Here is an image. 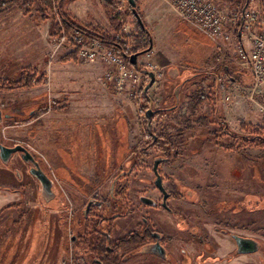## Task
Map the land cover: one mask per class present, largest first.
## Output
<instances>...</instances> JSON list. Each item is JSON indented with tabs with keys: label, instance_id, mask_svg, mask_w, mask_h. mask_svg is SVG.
<instances>
[{
	"label": "rangeland",
	"instance_id": "374dc122",
	"mask_svg": "<svg viewBox=\"0 0 264 264\" xmlns=\"http://www.w3.org/2000/svg\"><path fill=\"white\" fill-rule=\"evenodd\" d=\"M245 1H232L231 7ZM136 2L146 29L155 31L157 41L161 33L163 50L171 51L185 66L198 65L200 76L195 81H190L193 73L181 72L174 79L177 85L166 83L176 87V106L171 112L162 110L165 95L156 84L147 93L125 95L134 104L131 108L123 107L128 101L109 96L110 111L102 116L75 112L72 107L75 99H85L71 91L73 75L92 70V65L70 57L73 45L51 35L59 20V4L84 28L115 37L124 24L139 28L128 0H53L50 8L43 0H12L0 11V81L16 83L27 67L36 77L31 86L0 89L5 116L0 141L26 146L41 161L54 192L51 196L44 193L19 153L8 162L0 157V264H89V256L100 257L103 230L112 232L113 244L130 231L120 229L135 215L132 211L140 196L157 193L152 166L154 159L165 156L168 162L160 165L164 184L176 198L184 194L171 201L172 216L175 222L187 218L190 239L223 237L224 221L231 217L237 233L259 242V250L239 256V264H264V87L252 93L253 78L236 59V41L224 45L206 37L165 0ZM256 3L264 18V0ZM178 23V29L172 28ZM152 50L162 69L156 81L169 79L175 70L162 66ZM148 59L143 51L135 67ZM181 94L187 97L183 102ZM194 104V109L189 107ZM149 108L155 112L150 121ZM96 122L101 125L102 142ZM84 123L88 130L82 127ZM100 142L103 151L94 156ZM83 163L92 169L84 171ZM94 197L105 200L104 207L95 208L98 212L86 218L84 205ZM224 200H236L237 205L231 209ZM113 212L120 218L111 221L110 229L106 223L97 228L98 217ZM163 219L182 236L167 212ZM75 235L82 237V244H75ZM182 246L190 251L191 264H199L193 258L203 246L191 241ZM170 248L176 251L175 241ZM116 263L154 261L125 249L116 253Z\"/></svg>",
	"mask_w": 264,
	"mask_h": 264
},
{
	"label": "built area",
	"instance_id": "2783aa9c",
	"mask_svg": "<svg viewBox=\"0 0 264 264\" xmlns=\"http://www.w3.org/2000/svg\"><path fill=\"white\" fill-rule=\"evenodd\" d=\"M165 1L182 20L210 39L224 45L236 40V59L252 74V93L264 87V20L256 3L258 0H246L228 9L222 7L218 0ZM62 34V40L73 45L79 61H101L105 64L104 81L117 94L137 96L143 92L146 81L150 79L145 70L152 71L157 78L162 75L161 67L153 59L151 37L145 30L124 24L115 35L122 45L119 48L108 46L103 40L90 37L77 27L69 32L63 29ZM141 50L146 51L149 59L137 68L127 55Z\"/></svg>",
	"mask_w": 264,
	"mask_h": 264
},
{
	"label": "flooded vegetation",
	"instance_id": "af4514ba",
	"mask_svg": "<svg viewBox=\"0 0 264 264\" xmlns=\"http://www.w3.org/2000/svg\"><path fill=\"white\" fill-rule=\"evenodd\" d=\"M3 117H5L4 114ZM6 117H10V116L8 115ZM16 153H19L22 159H24L21 151L15 152L14 154ZM34 157L35 160L38 162L39 166L43 169L41 161L38 160V158L35 155ZM159 158L162 159V161L158 165V170L162 176V181L165 191L168 193L167 198H165V193L162 191V189H160L157 186L155 182L157 178V175L154 171V164H155V160L157 159L156 158L154 159L152 170L154 172L153 186H154V190H156L157 193H155L154 196H147V195L140 196V203L136 206L135 208L136 210L134 209L132 211L134 212L135 215L132 217V219L125 222L120 229L122 230V232H125L126 231L125 227H127V228H131L130 231L127 234H123L121 237L115 239L116 241L113 244H110L112 242L111 240L112 232H110L109 230L107 231L103 230L104 236L103 239L100 241L98 247L99 249H101V252L98 251L100 257L89 256V260H90L89 264H117L116 253L120 250H125V249H128V251L133 249L134 252L138 253L139 255L151 256V260L154 261V264H191L192 261H191L190 251L184 248V246H182V243H186V245H189L190 241L193 245L203 246L199 254L193 258L196 259V261L198 259L199 264L202 263L207 264L210 263L212 260L215 264H231L239 256L250 255L259 250L258 248L256 251L253 252H245V253L239 252V244L236 239V236H241L243 238H252L255 240L257 239L247 234L237 233L236 230L237 223L234 219L232 221L231 217H229V219H226L224 221V226L227 227V229L225 228L221 229L223 237L217 236L219 238L216 239V235H215L214 241L213 240L211 241L209 240V238L207 239L204 236L197 238L198 240L195 238L191 240L188 234L186 233L189 231L187 218L183 219L181 217L178 218L179 220L177 219L178 222L177 221L175 222L172 216L173 214H175L174 208L170 205L173 199H179L178 197H183L184 194L181 195L179 194V196L176 198L175 194H173V192L170 189H168L167 186L164 184V175L160 170L161 168L160 165L163 164L164 162H168L169 156L159 157ZM24 161L30 164L28 171H30V173L34 177H36L31 171L33 168V163L25 159ZM39 182L42 186L44 193L48 194L49 196L53 195L54 193L53 181L52 182L46 181L44 184L41 183L40 180ZM143 197H147L151 199L152 203L146 202L145 200L142 199ZM224 201L228 203L225 206L231 209L235 208V206L237 205L236 200H224ZM114 202L116 201L114 200ZM104 204H105V200L99 199L98 197L88 199L84 205L86 218H89L91 215L94 214V212H98L95 211L94 209L103 208ZM163 212H167L170 216L171 221H173V223L177 225L179 230L183 231L182 236L175 234L172 230V227L167 226L168 222L164 221ZM98 218L99 221L97 228H99L100 225L106 223V228L110 229L109 224L111 223L112 220L120 218V214H116L115 212H113L110 215H104ZM131 220H133L132 224H131ZM131 225L133 228L130 227ZM73 241L75 242V244L83 243L82 237H80V235L73 236ZM174 241L176 242V251L170 248L171 243H173ZM227 245L228 246L230 245V248ZM195 249H197V247ZM219 249H225L226 253L224 255H217V251ZM86 251H88V249H86ZM158 260L161 262H157ZM246 264H250V263H246Z\"/></svg>",
	"mask_w": 264,
	"mask_h": 264
},
{
	"label": "crops",
	"instance_id": "0c3cea01",
	"mask_svg": "<svg viewBox=\"0 0 264 264\" xmlns=\"http://www.w3.org/2000/svg\"><path fill=\"white\" fill-rule=\"evenodd\" d=\"M218 1L222 5V7H224V8L228 7L229 8V7H231L232 1H236V0H218ZM239 2H240V0H239ZM261 18H263L262 15H261ZM180 26H181V23H178V25H175V26L172 25V28L174 27L175 29H178ZM154 33H155V31H153V30L150 31V34L152 37V47L154 49V53H155L158 61L162 64V66H164L168 70L169 69L175 70V72L172 73V75L170 76L169 79L165 76L164 78L162 77V78L157 79V81L155 80V83H154L156 85L162 86V90H163L164 95H165L164 106H166V107H163L162 110L165 111V110L169 109L166 112H171L174 110V108H175L174 106H176V105H173V104H175L173 102L176 100V97H175V88L176 87H174V89H173L172 86H167L166 83L168 82V84L177 85L176 83H174V79H176L179 75H181L180 74L181 72L193 73V76L190 77V79H191L190 81H192V80L195 81L196 79H198V77L200 76V73L196 72L198 65L193 66L192 64H189L188 66H185L179 59L176 58V56L174 54H172L171 51L163 50L164 45H163V41L161 38V33L158 35L159 36L158 41L156 38V34H154ZM171 37H173V34L171 35ZM206 37H208V36H206ZM88 64L92 65V67H91L92 70H89V71L87 70L84 73L73 75L72 82L70 83L71 91H75L77 97H80V96L85 97L84 100H81L82 98H79V100L75 99L72 102V107L74 108L75 112L84 111L87 113H95V115H97V116H102L105 112L110 111L109 96H113L116 98L119 97L121 99H124L123 102L128 101L129 105H124L123 106L124 108L125 107L131 108L134 105V104H132V102H130V100H125V97H127V96L117 94L111 85L105 83L104 72H103L104 64L101 61H94V62H90ZM178 68H180V70ZM250 73H251V71H250ZM171 87H172V89H169ZM108 89H111L112 93H109ZM190 97H188V100H191ZM184 98H185L184 94H181L182 102H183ZM230 98H231V95H228L226 97V99H228V100H230ZM189 107H193V109H194L195 104L190 105ZM70 108H71V106H70ZM79 122H81V120H73V123L75 125L81 124ZM86 122H88V121H86ZM96 123L97 124H96L95 128H97V129L95 131H97L98 138L102 142L104 136H102L103 132L100 129L101 125L99 122H96ZM84 124H86V126L82 125V127H84L85 129L88 130V126H87L88 123H84ZM105 130H107V129H105ZM105 132L107 133L108 131H105ZM101 142L99 144V150L98 151H96V149L94 150V156L96 154H98V152L102 153L103 150H102V143ZM83 144L86 145V142H84ZM85 153H87V149H85ZM94 156H93V158H95ZM83 164H85L82 166L84 171H86L87 169L88 170L92 169L91 168L92 166L89 167V164H87V163H83ZM86 166H88V168H86ZM228 247L230 248V245ZM225 253H226L225 249H219L217 251V255H224ZM233 263L239 264V257L235 261H233L231 264H233ZM207 264H212V263H207Z\"/></svg>",
	"mask_w": 264,
	"mask_h": 264
},
{
	"label": "water",
	"instance_id": "95a60500",
	"mask_svg": "<svg viewBox=\"0 0 264 264\" xmlns=\"http://www.w3.org/2000/svg\"><path fill=\"white\" fill-rule=\"evenodd\" d=\"M129 3L132 6L133 9V13L134 15L137 17L141 27L143 28V30L147 31L149 34L150 32L146 29L145 24L141 18V15L139 14L136 5L137 2L136 0H128ZM151 37V35H150ZM151 41H152V37H151ZM151 48H152V44H151ZM143 52V51H142ZM140 52H135L132 53L130 55H127L130 62L139 67V61H138V56L139 54L142 53ZM145 72L150 76L149 82L147 83V85L144 87V92L147 93L149 88L155 83V74L152 71L149 70H145ZM155 112L153 111V109L149 108L146 112L147 117L149 118V121L151 120L153 114ZM3 120V111L0 109V123ZM151 125V123L149 122V126ZM21 151L22 152V156L25 160L27 161H31L33 163V168H32V173L41 181V183H45L46 181H50L52 182L51 178L47 175V173L39 166L38 162L35 160L34 155L31 153V151L24 145L22 144H16L14 146H8L5 145L4 143H2L0 141V157L4 162H8L12 155L15 152ZM162 161V159L157 158L155 160V164H154V171L157 175V178L155 180L157 186L162 189V191L165 193V198H167L168 193L165 191V188L163 186V181H162V176L158 170V165L159 163ZM143 200H145L146 202H150L152 203V200L147 198V197H143ZM236 239L238 241L239 244V252L241 253H245V252H253L256 251L259 248V243L257 240L252 239V238H243L241 236H236Z\"/></svg>",
	"mask_w": 264,
	"mask_h": 264
},
{
	"label": "trees",
	"instance_id": "16d2710c",
	"mask_svg": "<svg viewBox=\"0 0 264 264\" xmlns=\"http://www.w3.org/2000/svg\"><path fill=\"white\" fill-rule=\"evenodd\" d=\"M62 1V0H61ZM12 0H0V11L4 9L6 6L11 4ZM44 5L46 8L53 7V0H43ZM58 13H59V20L55 22V25L53 26V29L51 30V35H57V38H62L63 34L62 31L63 29L66 32H69L73 27H77L81 30H83L88 36L94 37V38H99L105 42L108 46H114V47H121V43L117 41L115 37H111L110 35L107 34H96L95 31H92L90 29L84 28L82 25H79V23L68 16L66 14V11L64 12L62 9V6H58ZM122 26V25H121ZM119 25L118 28H121ZM140 31H143L142 27L139 25L138 28ZM70 57H75L77 58L76 52L72 51L70 54ZM33 71H31L30 67L25 68V70L22 73V76L16 83H10V80H3L0 81V89H12V88H20V87H28L31 86L33 81L35 80V75L32 74ZM40 79H36V82H40ZM172 143V142H171ZM170 143V144H171ZM262 144L264 145V141H262Z\"/></svg>",
	"mask_w": 264,
	"mask_h": 264
}]
</instances>
